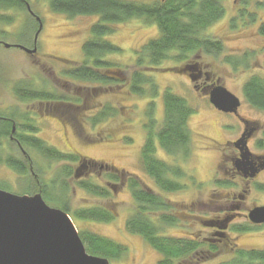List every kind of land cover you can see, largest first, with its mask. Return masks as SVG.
Segmentation results:
<instances>
[{
  "label": "rangeland",
  "instance_id": "374dc122",
  "mask_svg": "<svg viewBox=\"0 0 264 264\" xmlns=\"http://www.w3.org/2000/svg\"><path fill=\"white\" fill-rule=\"evenodd\" d=\"M28 1V9L24 12L14 9L0 12V42L12 46L6 48L0 45V107L5 109L17 107L22 113L29 111L31 121L39 129L35 135L38 139L67 156L80 154L98 163L93 170H87L88 174L81 176V179L93 175L94 183L109 190L103 198L88 194L78 185L79 181L75 180L74 173L80 167V163L68 160L55 163L41 156L37 157L39 165L35 171L46 183L57 176L60 180H65L64 170L67 174L73 172L72 178L68 179L71 190L69 216L77 230L81 233H94L123 247L122 257L111 260L110 264H158L161 255L148 246L141 236L131 234L126 229V222L135 210L130 191V182L134 179L139 180L142 188L151 190L155 195L175 204L182 214L184 219L181 229H166L165 235L187 238L195 236L205 247L210 241L221 244L220 246L216 244L222 249L221 253L211 255L204 261L193 260L194 264L227 263L233 258L234 248L264 250V225L253 226L246 218L250 209L264 204V190L260 188L264 186V173L256 181L246 185V181L226 175L218 169L221 155L228 156L230 151L215 142L222 144L227 139L234 140L238 121L232 115L216 111L206 98L198 95L194 89L195 82L190 80L186 73L176 71L178 74H175L167 71L169 68H180L184 65L203 66V73H211L214 80L219 79L224 87L241 100L242 115L261 121L264 125V112L251 107L244 95V86L247 83L257 77L264 79V36L259 33V28L264 23V0H251L246 5L243 0H227L225 2L227 15L224 20L205 33L207 39L222 45V51L213 55H206L202 51L193 54L186 63L170 61L159 71H153L151 77L160 91L157 97H152L150 92L142 97L130 95L125 85H113L112 88H108L109 90L97 92V96L91 89L86 90L87 92L82 90L78 92L77 87L81 84L88 87L94 85L76 82L77 86H74V82L63 74L74 66L84 64L83 47L91 39V27L100 21L99 16L69 17L53 12L48 0ZM134 1L151 4L158 0ZM247 10L256 14L255 23H251L244 14V23L238 20L235 23L236 27L231 28L230 20L242 16ZM11 18L13 23L9 24ZM158 33L155 24L142 20L135 19L121 24L117 26L113 35L104 39L120 47L123 53L107 55L104 59L124 72L126 70L130 76L135 70V50L156 38ZM22 48L28 50L37 48V52L27 54ZM19 83L30 85L34 89L42 87L43 90L51 92L55 90L61 96L87 99L89 108L92 107L87 112L93 110L95 114L96 109L103 110L104 107L112 105L117 114L112 117L113 119L97 126H92L90 118L82 119L86 125L84 133L91 137L89 142H85L77 138L70 126L59 122L44 108L40 109L38 103H21L14 93ZM167 91L184 98L194 110L188 123L192 139L187 158L170 156L156 143V157L168 164L181 167L187 174L186 179L181 181H184L181 183L184 189L173 193H163L148 176L142 164V151L148 130L152 129L153 133L158 134L163 128L162 94ZM86 95L88 96L85 98ZM151 102H154L153 111L149 105ZM262 144L264 136L261 134L249 147L257 154H264V148L260 147ZM31 152L32 155L35 153ZM110 176H117L118 179L114 180ZM215 176L220 182L229 183L230 187L219 188L213 185ZM29 177H21L6 165H0L1 190L17 195H36L38 190L24 192L26 185L37 183L28 180ZM191 177L192 183L188 181ZM245 190L249 192L248 195L245 194L247 198L242 200L238 195L244 194ZM59 193L57 186L52 195ZM228 193H235L238 197L228 203L226 202ZM44 200L48 206L63 210L60 202ZM190 203L197 205L192 218L186 217L185 214L187 204ZM226 205L240 206L241 211L234 222L228 224L227 230L221 231L225 232L226 237H220L219 228L210 222L216 217L224 222L227 214L231 215L230 212H222ZM94 207H104L114 216V220L109 223L93 222L75 214L77 211ZM244 224L255 228L240 234L233 231L234 227ZM232 243H236L237 246L230 250Z\"/></svg>",
  "mask_w": 264,
  "mask_h": 264
},
{
  "label": "trees",
  "instance_id": "16d2710c",
  "mask_svg": "<svg viewBox=\"0 0 264 264\" xmlns=\"http://www.w3.org/2000/svg\"><path fill=\"white\" fill-rule=\"evenodd\" d=\"M226 1L158 0L150 4L134 0H48L51 10L55 13L69 17L96 15L100 19L91 27L92 37L83 47L84 64L74 66L63 76L73 81L74 86H77L76 82L94 85L88 87L81 84L77 87L78 92L91 89L97 96V92L112 88L113 85H125L130 95L142 97L150 92L152 97H157L160 91L151 77L153 71H159L165 63L170 61L186 63L193 54L202 51L206 55L222 51V45L207 39L205 33L224 20L227 15ZM243 1L246 5L251 0ZM28 5V0H0V12L11 9L24 12L28 9ZM244 14L251 23H255L256 14L249 13L247 10L242 16L230 20L231 28L236 27L235 23L238 20L244 23ZM135 19L155 24L159 33L156 38L135 50V70L129 76L126 70L124 72L112 62L104 59L107 55L123 53L120 47L106 41L104 37L113 35L117 26ZM9 21V24L13 23L12 18ZM259 33L264 36V23L261 24ZM186 67L184 65L180 68H169L167 71L178 74L176 71L179 69L178 71L186 73ZM14 93L21 103H38L40 109L44 108L59 122L70 126L77 138L85 142H89L91 137L84 133L86 125L83 120L90 118L92 126H97L113 119L112 117L117 114V110L112 105L104 107L103 110L96 109L95 114L93 110L87 112L92 108H89L87 99L61 96L55 90L51 92L43 90L42 87L34 89L30 85L19 83ZM244 95L255 109L264 111V79L257 77L247 83L244 86ZM162 97L164 103L163 128L158 134L153 133L152 129L148 130V137L142 151V164L148 176L163 193H173L184 189L181 185L184 181H181L186 179L187 174L181 167L159 160L156 157V143L170 156L187 158L192 139L188 123L194 110L184 98L171 91L163 93ZM149 105L153 111L154 102ZM11 108L0 107V165H6L21 177L30 176L28 180L38 183L26 185L25 193L38 190L44 199L60 202L63 211L66 213L70 211L71 190L68 179L72 178L73 172L67 174L64 170L65 180H60L57 176L46 183L35 171L39 165L37 157L41 156L55 163L65 160L80 163V167L74 173L75 180L79 181L78 185L96 198L106 197L109 190L94 183L93 175L87 179H81V176L88 174L87 170H93L98 165L95 160L80 154L67 156L48 146L35 136L39 129L31 121L30 112L22 113L17 107ZM14 126L15 131H13ZM31 151L35 153L32 155ZM110 177L114 180L118 179L117 176ZM188 179L189 182L193 181L192 177ZM218 185L222 188L230 187L227 182H221ZM57 186L60 193L53 196L52 193L55 192ZM260 188L264 190V186ZM130 191L135 210L126 222V229L131 234L141 236L148 246L161 255L158 264H194L193 260L204 261L205 258L222 252V249L217 247L221 244L216 243V246L210 241L205 247L204 243L195 236L187 238L165 235L164 230L181 229L183 226L182 219L184 218L177 210V206L167 202L162 196L155 195L151 190L142 188L139 180L133 179L130 182ZM196 207L194 203L187 204L186 217H194L193 211ZM75 214L84 220L93 222L109 223L114 220V216L104 207L84 209ZM254 228L244 224L234 227L233 231L240 234L252 231ZM80 235L87 252L91 255L117 260L124 253L123 247L112 240L88 232ZM230 246L229 249L233 250L237 244L232 243ZM223 264H264V250L234 248L233 258Z\"/></svg>",
  "mask_w": 264,
  "mask_h": 264
},
{
  "label": "water",
  "instance_id": "95a60500",
  "mask_svg": "<svg viewBox=\"0 0 264 264\" xmlns=\"http://www.w3.org/2000/svg\"><path fill=\"white\" fill-rule=\"evenodd\" d=\"M5 47L11 48L7 44ZM22 50L27 54L37 52V49ZM209 96L219 111L237 113L241 107V100L223 85L213 88ZM236 147L241 157L235 168L244 178H255L258 173L246 136ZM248 219L254 225H264V206L250 210ZM229 223L230 220H225L216 225L219 236ZM0 264H110V261L90 255L70 216L48 206L41 193L17 195L0 189Z\"/></svg>",
  "mask_w": 264,
  "mask_h": 264
},
{
  "label": "flooded vegetation",
  "instance_id": "af4514ba",
  "mask_svg": "<svg viewBox=\"0 0 264 264\" xmlns=\"http://www.w3.org/2000/svg\"><path fill=\"white\" fill-rule=\"evenodd\" d=\"M0 45H3L2 42H0ZM187 66V65H186ZM203 66H199V65H189L186 67V75L190 78V80H192V77H194L196 79V81L194 83V89L196 91V93L200 96H203L204 98H206V100L210 103V105L218 112L220 113H224V114H229L232 115L239 123L238 128L234 131L235 134V139L234 140H225L222 144H218V141H216L215 143L217 145H223V147H225L226 149H229L230 153L228 156H226V154L221 155V163L218 165V169H220V171L224 172V174L229 175L231 177H238L240 178L243 182L246 181V185H249L250 182L252 181H256L263 173H264V154H257L253 151H251L249 145L253 142H255L260 135L262 134V136H264V125L261 121L258 120H253L248 118L247 116H244L241 114L240 109L238 110L237 113H225L222 111L217 110L210 102V96L209 93L213 90V88H215L216 86L219 85H223L221 84L222 82L219 81V79L214 80L213 77H211V73H207L204 72L203 73ZM179 69H177L178 71ZM202 76V78L200 77ZM216 77V76H215ZM198 81H201L198 83ZM221 82V83H220ZM242 104V102H241ZM251 105V104H250ZM251 107H253L251 105ZM264 112V111H262ZM218 117V116H217ZM220 120V119H219ZM221 121V120H220ZM222 122H221V127L222 126ZM16 130V127L14 126L13 131ZM246 136L247 139V146L250 150V152L253 155V161H254V168L257 170V175L255 178H244L242 176V173L239 172L236 168H235V164L238 162V160L241 157V152L240 150L236 147V144L242 140L244 137ZM249 136V137H248ZM11 140H13V138H11ZM261 148H264V144L260 145ZM224 148V149H225ZM214 178V179H213ZM213 185L222 188L218 185V183H221L217 176L213 177ZM247 190H245L244 194L238 195L242 200L246 199L247 195H248ZM220 194V193H219ZM247 194V195H245ZM237 195L228 193V196L226 197V202H232L235 200V198L238 197ZM260 206H264V204L258 205V206H254L255 207H260ZM252 208V209H253ZM250 209V210H252ZM238 210V211H236ZM249 210V211H250ZM241 211L240 206H235V205H226L223 207L222 212H230L231 215L227 214L225 220H230L232 222H230V225L234 222V220L240 215L238 212ZM248 211V212H249ZM247 218V216H246ZM211 223L215 224V225H221L223 224V220H219L217 217L214 219V221H212ZM219 233V232H218ZM221 234V233H219ZM220 237H226V234L220 236ZM214 241V240H213Z\"/></svg>",
  "mask_w": 264,
  "mask_h": 264
}]
</instances>
